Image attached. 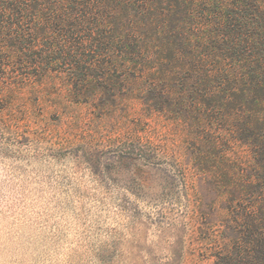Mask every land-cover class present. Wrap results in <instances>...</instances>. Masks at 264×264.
<instances>
[{
	"label": "trees",
	"instance_id": "obj_1",
	"mask_svg": "<svg viewBox=\"0 0 264 264\" xmlns=\"http://www.w3.org/2000/svg\"><path fill=\"white\" fill-rule=\"evenodd\" d=\"M54 78L169 122L214 193L191 215L212 264H264V0H0V90Z\"/></svg>",
	"mask_w": 264,
	"mask_h": 264
},
{
	"label": "rangeland",
	"instance_id": "obj_2",
	"mask_svg": "<svg viewBox=\"0 0 264 264\" xmlns=\"http://www.w3.org/2000/svg\"><path fill=\"white\" fill-rule=\"evenodd\" d=\"M15 83L0 90V264H212L191 215L214 193L169 122L134 99L100 114L58 78Z\"/></svg>",
	"mask_w": 264,
	"mask_h": 264
}]
</instances>
